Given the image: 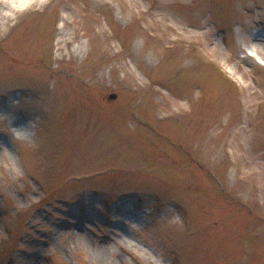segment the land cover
I'll use <instances>...</instances> for the list:
<instances>
[{
  "label": "rangeland",
  "instance_id": "rangeland-1",
  "mask_svg": "<svg viewBox=\"0 0 264 264\" xmlns=\"http://www.w3.org/2000/svg\"><path fill=\"white\" fill-rule=\"evenodd\" d=\"M0 264H264V0H0Z\"/></svg>",
  "mask_w": 264,
  "mask_h": 264
},
{
  "label": "bare ground",
  "instance_id": "bare-ground-1",
  "mask_svg": "<svg viewBox=\"0 0 264 264\" xmlns=\"http://www.w3.org/2000/svg\"><path fill=\"white\" fill-rule=\"evenodd\" d=\"M4 2L5 7H8V10L11 11H19L24 9L26 6H29L33 3L34 0H2ZM248 57L251 58L253 55L257 56V58L262 62V60L258 57L257 53L254 49L249 48Z\"/></svg>",
  "mask_w": 264,
  "mask_h": 264
},
{
  "label": "clouds",
  "instance_id": "clouds-1",
  "mask_svg": "<svg viewBox=\"0 0 264 264\" xmlns=\"http://www.w3.org/2000/svg\"><path fill=\"white\" fill-rule=\"evenodd\" d=\"M10 134L17 141L24 142V141H26L28 139V135L26 134V130L25 129H21V128L16 127V126H12V128L10 130Z\"/></svg>",
  "mask_w": 264,
  "mask_h": 264
},
{
  "label": "water",
  "instance_id": "water-1",
  "mask_svg": "<svg viewBox=\"0 0 264 264\" xmlns=\"http://www.w3.org/2000/svg\"><path fill=\"white\" fill-rule=\"evenodd\" d=\"M109 98H111V99H114V98H115V96H114V95H111Z\"/></svg>",
  "mask_w": 264,
  "mask_h": 264
}]
</instances>
